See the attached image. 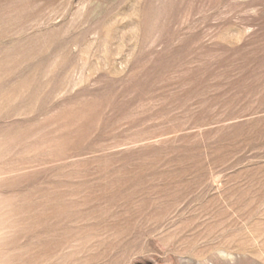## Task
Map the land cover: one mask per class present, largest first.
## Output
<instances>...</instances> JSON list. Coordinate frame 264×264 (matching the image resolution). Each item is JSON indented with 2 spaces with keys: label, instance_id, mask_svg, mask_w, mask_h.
Masks as SVG:
<instances>
[{
  "label": "rangeland",
  "instance_id": "obj_1",
  "mask_svg": "<svg viewBox=\"0 0 264 264\" xmlns=\"http://www.w3.org/2000/svg\"><path fill=\"white\" fill-rule=\"evenodd\" d=\"M0 264H264V0H0Z\"/></svg>",
  "mask_w": 264,
  "mask_h": 264
}]
</instances>
